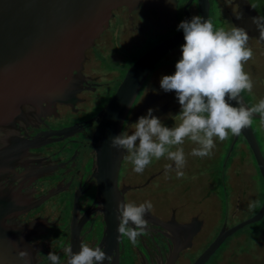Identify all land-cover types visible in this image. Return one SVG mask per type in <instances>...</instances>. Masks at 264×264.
I'll return each mask as SVG.
<instances>
[{"label": "flooded vegetation", "instance_id": "af4514ba", "mask_svg": "<svg viewBox=\"0 0 264 264\" xmlns=\"http://www.w3.org/2000/svg\"><path fill=\"white\" fill-rule=\"evenodd\" d=\"M175 1L177 17L172 18L163 16L156 8H145L143 3L132 10L128 6L115 9L108 28L95 40L94 45L86 50L81 72L74 73L80 76L81 83L75 100L69 104L57 102L43 110L41 116L34 121L17 123L22 137L31 140L38 135L41 138L40 146L30 147L28 154L19 160H10L2 183L5 187L13 189H10L12 197L21 195L25 198L24 202L31 204L34 199H40L52 190H56L54 195L38 206H30L31 208L15 217L21 224H36V227L30 231L29 239L39 264H51L47 255L52 251L60 256L61 264H67L68 258L64 255L63 249L71 246L74 252L72 246L74 240L75 246L79 244L76 246L78 251L82 242L103 248L107 255L111 256V264H165L175 243H182L175 264H193L223 230L225 232L233 230L245 221L254 219L263 209L264 174L242 134L235 143H232L235 136L229 134L228 145H232L230 150L224 153L222 149L227 143L219 141L217 145V141L215 142L218 156L220 158L222 156V159L219 158L216 163L223 160L225 169L228 165L231 166L232 171L226 177L225 170L222 186L214 187L213 184L214 188L209 187L210 181L212 175L216 179L220 170L217 168L216 173L212 172L206 192L205 184L199 187L194 182L184 186L183 189H180V186L175 189L178 178L174 164L173 170L167 171L165 165L173 162L166 158L162 159L160 165L155 166L156 168L150 167L151 163L143 174H137L133 171L132 163L125 159L126 153H124L118 175V187L125 202L139 205L151 201L153 208L145 217L148 220L146 234L138 237L135 245L127 237L120 238L116 246L107 241L103 201L98 193V177L95 171L96 153L92 145V138L98 126L94 117L99 113L93 111L94 105L111 82L118 84L122 82L130 66L142 54L177 33L181 21L199 15L197 0H193L190 4H188L189 0ZM218 2L221 7L222 3L234 7V10L230 8L223 10L228 16L231 11L236 12L238 8L233 0H218ZM210 3L212 6V0ZM210 19L213 22L211 7ZM229 21L233 27L230 16ZM184 43L183 40L169 50L148 74L130 108L122 131L131 134L134 131L131 124L134 122L128 124L129 118L139 110V117L147 115L150 108L153 109V113L159 110L155 116L161 118L166 126H173L175 122L171 116L173 112L180 111V106L176 102L175 92L166 93L160 88V79L163 75L174 74L177 61L168 59L171 55L180 59L181 45ZM144 47L146 49L142 52ZM124 53L139 54L136 57L134 55L132 63L126 68V73L123 71L127 64H122L125 61ZM106 60L112 68L102 67ZM118 70H121L120 75ZM255 72L264 74V64L256 69L252 67V78ZM257 81L263 87L260 91L263 94L260 95L254 88L251 93L261 100L264 99V76ZM241 94L250 107L255 105L254 101H250L253 99L247 98L245 91ZM150 95L155 97L145 104ZM109 98H105V101ZM43 105L48 106L47 103ZM72 125H76L77 129L69 137L63 138L64 134H53ZM251 127L264 157V139H260V136L262 138V134L264 135V121L260 117H253ZM197 159L200 162L203 158L197 157ZM248 160H252V165ZM204 161L201 166L212 165L208 163L210 161ZM186 165L190 168L188 162ZM191 169L185 174H194L196 168L191 167ZM209 189L213 190V194ZM221 192L224 195L230 193L228 200L223 199L224 205L218 196ZM55 198L53 205L47 206ZM252 201L256 202V207L249 212L248 205ZM222 207L226 212L223 219L220 218ZM262 222H264V212L259 219L243 225L226 236L205 264L211 262L264 264V231L256 233L253 242L245 240L247 235H240V232L251 225L254 226L252 228L258 226L264 228ZM103 264H109V261L105 260Z\"/></svg>", "mask_w": 264, "mask_h": 264}, {"label": "water", "instance_id": "95a60500", "mask_svg": "<svg viewBox=\"0 0 264 264\" xmlns=\"http://www.w3.org/2000/svg\"><path fill=\"white\" fill-rule=\"evenodd\" d=\"M192 1L189 0L188 4ZM233 2L238 7L236 12L231 11L229 14L233 26L244 28L250 38L264 45V39L260 38L252 20L262 15L249 0ZM140 3L145 8H156L163 16L177 17L175 0H0V264H26L18 255L20 251L29 253L28 264H39L29 239L30 231L36 224H21L15 217L56 193V190H52L40 199H34L31 204L24 202L25 198L21 195L12 197L11 188L2 183L10 160H19L28 154L30 147L40 146L41 138L37 135L31 140L24 139L17 123L34 121L43 110L57 102H73L81 84L80 76L74 73L81 72L86 50L108 28L115 9L128 6L132 10ZM210 5V0H197L199 15L204 19L210 18ZM183 40V30H179L142 54L130 66L105 107L94 117L98 122L92 138L96 153L98 193L103 201L105 236L107 234V241L113 246L119 240L116 231L119 225L118 204L125 202L118 187L125 151L112 148L109 138L122 132L130 108L157 62ZM240 95L245 105L249 106L243 95ZM154 97L150 95L145 104ZM230 102L239 107L235 101ZM43 103L48 106L44 107ZM139 113L140 110L133 114L128 124L136 122ZM158 113L159 110L153 115ZM254 117L260 116L255 114ZM75 129L76 125H72L53 134H64L63 138H66L73 135ZM241 134L264 174V157L252 127L244 129ZM237 138L234 137L233 143ZM263 212L264 207L254 219L245 221L233 230H223L193 264H205L226 236L259 219ZM74 243V252H79L76 247L79 244L75 246ZM181 248L182 243H175L165 264H175Z\"/></svg>", "mask_w": 264, "mask_h": 264}, {"label": "clouds", "instance_id": "9594fccd", "mask_svg": "<svg viewBox=\"0 0 264 264\" xmlns=\"http://www.w3.org/2000/svg\"><path fill=\"white\" fill-rule=\"evenodd\" d=\"M252 20L260 38L264 39V16ZM178 30L184 33L182 55L175 64V73L160 79V88L166 93L175 92L180 105L179 113L171 116L174 125L166 126L150 108L147 115H141L131 124L134 129L131 134L122 131L109 138L112 148L125 151V159L132 163L137 174H143L153 159L166 158L173 162L165 165L166 170L172 171L174 164L177 178H182L187 163L182 145L186 140L197 145L189 155L210 157L216 139L223 142L229 134L239 136L252 125L255 114L264 121V99L249 107L240 95L244 91L251 93L254 87L251 75L244 70V65L254 55L249 46V33L237 26L230 30L216 29L210 18L200 15L181 21ZM230 101H235L239 107ZM255 207V201L248 205L250 211ZM152 208L151 201L139 205L119 202L117 238L127 237L135 245L138 237L146 234L148 220L145 217ZM63 252L68 258L67 264H103L105 260L111 264V256L103 248L86 242L81 243L79 252H73L71 246L64 247ZM18 255L28 264L27 251H20ZM47 259L51 264H61L60 256L53 251Z\"/></svg>", "mask_w": 264, "mask_h": 264}, {"label": "rangeland", "instance_id": "374dc122", "mask_svg": "<svg viewBox=\"0 0 264 264\" xmlns=\"http://www.w3.org/2000/svg\"><path fill=\"white\" fill-rule=\"evenodd\" d=\"M212 9H214L213 11V25H214V28L216 29H219V28H224L225 30H230V28L232 27L231 26V23L229 21V17L228 15L224 14L223 13V10L227 9V8H230V9H233L234 10V7L231 5V4H225V3H222V7L221 5L219 4V2L217 0H214V3L212 4ZM222 9V10H221ZM221 10V12H220ZM223 13V14H222ZM223 15L225 16V18H223ZM225 20V24L223 23V21ZM154 44V43H153ZM152 44V45H153ZM261 43L258 42L255 38H250L249 39V46L253 49V52H254V55H253V58L251 60H249L245 65H244V70L249 73L251 75V71H252V67L253 69H256L258 68L260 65L262 67V65L264 64V46L262 47L260 45ZM150 45V46H152ZM145 47L142 49V52L145 51ZM140 52V53H142ZM135 53H124V58L123 60L125 59L124 62H122V64H130V61L133 59ZM139 55L138 53H136L135 57ZM106 59V58H105ZM103 59V60H105ZM122 60V61H123ZM168 60H175V61H178L179 59H176L173 57V55L169 56V59ZM101 62H102V59H101ZM174 63V62H173ZM166 66H168L166 64ZM102 67L104 68H112V66L108 63V61H104L103 64H102ZM167 68V67H165ZM170 68V67H169ZM104 70V69H103ZM169 70V69H168ZM125 73H126V70H124ZM123 71V72H124ZM118 74L120 75L121 73V70H118L117 71ZM124 73V75H125ZM173 73H175V71H173ZM264 74L263 73H256L255 72V76H253V82H254V89L256 90V92H258L260 95H262L263 93L260 92L261 90H263V87L261 86V84L258 83L257 79L260 78V77H263ZM255 77V79H254ZM105 80H107L105 78ZM119 84L116 83V82H111L108 86V88H106L102 93H101V98H98L97 100H99L95 105H94V109L93 111H100L104 108V106L107 104V102L110 100V98L114 95V93L116 92V89L118 88ZM246 92V96L247 98L250 100V99H253V100H250V101H254L253 103L257 104L260 100L256 98V95H253L252 93H249L247 91ZM259 95V96H260ZM108 101L105 102V98H108ZM177 103L178 100H176ZM180 106V105H179ZM178 112H173L172 116L178 114ZM169 117V116H168ZM175 122V121H174ZM174 125V124H173ZM261 127H258V129H260ZM260 135V133H259ZM230 137V136H229ZM260 139H264V135L262 134V138L260 136ZM217 141V145H218V142L219 140L216 139L215 142ZM225 142L227 144L224 145V148L222 149V152H226V150H230L231 148V145L229 143V139H226ZM233 143V142H232ZM197 145L193 144L191 141H188L186 140L185 143L182 145V147L184 148L185 150V154H186V157L189 158L187 159L188 161V164L190 166V168H187V165L184 167L183 171L184 173H189L191 167L192 168H196V171L194 172V174L192 175H187V174H184V176L182 178H178V182L175 186V189H177L179 186L181 187L180 189H183L184 186L188 185L189 183L191 184L192 182H194L197 186H201L203 184H205V192L207 191V188H208V180L211 178V173L212 172H217V168L220 170L219 172V175L216 176V179L215 177H213L212 175V179L210 181V185L209 187L211 188H214L216 186H222V182H223V177H224V172L226 170V177L229 176L230 172L232 171V168L231 166H228L227 165V168L225 169V166H224V163L223 160H220L216 163V160H218L220 157L218 156V151H217V148H214L213 149V154L210 156V157H205L202 159V161L199 162V160L197 159V157H193L191 155H189V153L191 152L192 148L196 147ZM228 154H229V151H228ZM217 158V159H216ZM162 159L164 158H161L159 161L153 159V162H152V166L150 167H153V168H156L155 166H159L160 165V162L162 161ZM222 159V156L221 158ZM203 160H205L204 162L206 161H210L208 163L212 164V165H204V166H201V163L203 162ZM222 163V168H220V164ZM248 163L252 165V160H248ZM199 168V169H198ZM192 170V169H191ZM221 174V175H220ZM177 177V176H176ZM213 184L214 187H213ZM174 186V185H173ZM172 186V187H173ZM212 189H209V192L211 194L212 193ZM195 193H198V191H195ZM195 195H198V194H195ZM229 195L230 193L224 195L223 192L220 193L219 198L221 200V202L223 203V205L225 204L223 202V199L225 198L226 200L229 199ZM56 201V198L50 202L49 204H47V206H52L53 205V202ZM254 210V209H253ZM249 212H252V210L250 211L248 209ZM249 215V214H248ZM226 216V212H224V208L222 207V212H220V218L223 219L224 217ZM264 223V222H262ZM254 227L253 225L249 226L246 230H243L242 232H240V235L242 234H245L247 235V238L245 239L246 241H250V242H253L254 239H255V234L256 233H261L264 231V228L262 226H258L257 228H252ZM239 235V236H240ZM239 240H242V238H238ZM243 242V241H242ZM211 264H213L211 262Z\"/></svg>", "mask_w": 264, "mask_h": 264}, {"label": "trees", "instance_id": "16d2710c", "mask_svg": "<svg viewBox=\"0 0 264 264\" xmlns=\"http://www.w3.org/2000/svg\"><path fill=\"white\" fill-rule=\"evenodd\" d=\"M218 1V0H217ZM251 3L253 4V6H255V8L258 10V12L264 16V0H250ZM214 3V1L212 0V4ZM211 11L213 13L214 9H212L211 7ZM221 12V10H220ZM223 14V13H222ZM223 18H225V16L223 15ZM225 22V20L223 21V23ZM133 61V60H132ZM132 61L130 62V64L132 63ZM128 64V65H130ZM128 65L125 67V70L126 68L128 67ZM125 72V71H124ZM118 83V82H117ZM108 100H106L105 102H107Z\"/></svg>", "mask_w": 264, "mask_h": 264}]
</instances>
